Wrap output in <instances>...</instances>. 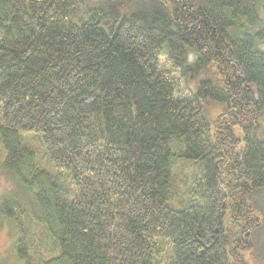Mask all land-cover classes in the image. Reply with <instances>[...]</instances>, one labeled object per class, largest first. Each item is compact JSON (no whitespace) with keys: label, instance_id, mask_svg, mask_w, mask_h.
Returning <instances> with one entry per match:
<instances>
[{"label":"trees","instance_id":"trees-1","mask_svg":"<svg viewBox=\"0 0 264 264\" xmlns=\"http://www.w3.org/2000/svg\"><path fill=\"white\" fill-rule=\"evenodd\" d=\"M263 4L0 0L3 167L38 212L3 202L19 258L252 264Z\"/></svg>","mask_w":264,"mask_h":264},{"label":"rangeland","instance_id":"rangeland-1","mask_svg":"<svg viewBox=\"0 0 264 264\" xmlns=\"http://www.w3.org/2000/svg\"><path fill=\"white\" fill-rule=\"evenodd\" d=\"M259 15L261 24L258 27L252 28L254 32L264 29V4L261 5ZM260 46L264 49V40L260 42ZM262 125L264 131V114L262 116ZM5 156L6 150L0 139V264H26L22 258H19L16 247L17 238L20 235V222L17 224L16 221L11 220L3 214V202L10 197H14L19 200L23 208L30 209L36 214L38 212L32 204V195L21 189V186L13 181L4 169L3 161ZM175 168L177 171H180L178 161H176ZM192 168L193 166L185 164L183 173L189 176ZM191 184L193 185V179H191ZM250 204L252 205L253 213L261 219L263 226L254 237V247L247 251L246 255L252 264H264V188L250 201ZM21 218L22 222L27 221L24 215Z\"/></svg>","mask_w":264,"mask_h":264}]
</instances>
